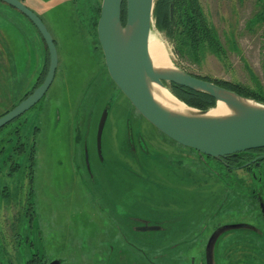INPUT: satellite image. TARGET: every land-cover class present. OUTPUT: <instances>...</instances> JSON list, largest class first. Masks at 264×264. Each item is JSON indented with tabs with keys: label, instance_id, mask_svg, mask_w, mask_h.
Returning a JSON list of instances; mask_svg holds the SVG:
<instances>
[{
	"label": "rangeland",
	"instance_id": "1",
	"mask_svg": "<svg viewBox=\"0 0 264 264\" xmlns=\"http://www.w3.org/2000/svg\"><path fill=\"white\" fill-rule=\"evenodd\" d=\"M21 1L54 37L59 67L46 97L0 134L5 264H264V167L229 170L167 138L111 80L96 31L80 23L73 0ZM80 1L87 14L103 0ZM199 2L220 49L182 57L155 22L172 66L264 97V0ZM47 71L35 26L0 2V117Z\"/></svg>",
	"mask_w": 264,
	"mask_h": 264
},
{
	"label": "water",
	"instance_id": "2",
	"mask_svg": "<svg viewBox=\"0 0 264 264\" xmlns=\"http://www.w3.org/2000/svg\"><path fill=\"white\" fill-rule=\"evenodd\" d=\"M0 2L16 9L31 21L44 41L50 58L44 82L0 118L1 130L32 110L46 96L56 78L59 54L54 37L36 12L21 0ZM124 5L125 24L122 20ZM155 7L156 0L102 1L97 35L107 71L114 84L138 113L159 132L178 145L196 151L200 156L215 159L226 166L224 159L229 156L264 149L263 103L245 98L175 66L155 67L149 50L150 37L155 26ZM174 9L175 0L170 6L171 19L174 17ZM155 85L164 89L175 85L204 93L215 99L216 107L218 103H224L229 113L212 115L214 108L202 111L185 103V111H173L155 99ZM169 92L172 93L171 90ZM107 118L108 110L104 111L98 127L97 144L100 154ZM261 209L264 215L263 202ZM50 264L61 262L53 261Z\"/></svg>",
	"mask_w": 264,
	"mask_h": 264
},
{
	"label": "trees",
	"instance_id": "3",
	"mask_svg": "<svg viewBox=\"0 0 264 264\" xmlns=\"http://www.w3.org/2000/svg\"><path fill=\"white\" fill-rule=\"evenodd\" d=\"M80 2H81L80 0H73V6L74 8L76 7V11H77L76 14H78L79 21L82 25H84L86 21L90 23V26L93 25L96 31V36L98 38L97 26L101 16L102 4L96 5L95 8L89 9L87 11V14L86 13L82 14L78 12ZM172 2L173 0H156L154 16H155L157 29L161 32H165L167 36L174 42L175 51L177 52V54L181 55L182 57H184V54H186L195 59H198L199 56L203 53L205 48H209L213 52L219 50L220 44L218 42L217 35L214 32V30L209 26V23L205 17V14L202 10L199 0H175L173 19H171L170 16V6ZM82 16H84L85 19H83ZM122 20L123 23L125 24L126 5H124L123 7ZM47 54H48V68H49L50 58H49L48 50H47ZM45 78L44 79L42 78V80L32 90V92L28 93L23 100H25L28 96H30L33 93V91L36 90L43 83ZM204 80L213 82L218 86L234 91L245 98H251L264 104L263 96H251L242 86L233 83L211 81L208 79H204ZM170 90L173 93V95L177 97L180 101H182L187 106L194 109L207 111L214 108L217 104L215 99L211 98L210 96L204 93H198L190 89L175 85H171ZM8 127H10V125ZM2 131H4V129L0 130V134L2 133ZM17 133H18L17 128H15L11 132L12 135H16ZM20 151L21 153H24L25 150L20 149ZM35 151H36V145L34 144L31 147V149L28 151V162L30 163L29 168L31 170L30 172L31 178L33 177V169L35 165ZM224 163L226 164L227 167L228 165L231 166L234 165L237 166L239 169L243 168L248 163H252L249 167H244V168L246 170L260 169L264 167V149H258L254 151L240 153L237 154L236 156L234 155L229 156L224 159ZM3 195H5V193ZM29 212H33L31 203H30ZM29 215L31 214L29 213ZM0 262L2 264H5L1 256H0ZM29 264H36L35 260L34 259L30 260Z\"/></svg>",
	"mask_w": 264,
	"mask_h": 264
},
{
	"label": "bare ground",
	"instance_id": "4",
	"mask_svg": "<svg viewBox=\"0 0 264 264\" xmlns=\"http://www.w3.org/2000/svg\"><path fill=\"white\" fill-rule=\"evenodd\" d=\"M155 36H153V34L151 33L150 43H149V50L153 63L157 68H169L172 66V61H170V56L165 50L164 45L161 44L160 43L161 41ZM153 93L155 99L158 102H160L163 106L173 111L183 112L187 109L184 103L179 101L167 89L155 85L153 87ZM227 113H229V110L227 106L222 102L218 103L217 107L211 111L212 115H222Z\"/></svg>",
	"mask_w": 264,
	"mask_h": 264
},
{
	"label": "flooded vegetation",
	"instance_id": "5",
	"mask_svg": "<svg viewBox=\"0 0 264 264\" xmlns=\"http://www.w3.org/2000/svg\"><path fill=\"white\" fill-rule=\"evenodd\" d=\"M106 66V65H105ZM109 74V73H108ZM111 78V77H110ZM112 80V79H111ZM44 82V81H43ZM47 95V94H46ZM46 97V96H45ZM44 99V98H43ZM24 101V100H23ZM22 101H20L17 105H19L20 103H21ZM16 105V106H17ZM16 106H14V108L16 107ZM36 107V106H35ZM34 107V108H35ZM14 108H12L11 110H13ZM10 110V111H11ZM10 111H8L7 113H9ZM6 113V114H7ZM5 114V115H6ZM26 114H24L23 116H21L20 118H18L17 120H15L14 122H12L11 124H13V123H15V122H17L18 120H20V119H22L24 116H25ZM4 116V115H3ZM11 124H9V125H11ZM8 125V126H9ZM8 126H6V127H8ZM5 127V128H6ZM5 128H3V129H5ZM2 130V129H1ZM101 148H102V145H101ZM97 149H98V144H97ZM98 151H99V149H98ZM102 151V150H101ZM87 153V152H86ZM227 167V166H226ZM229 170H236V169H239L237 166H234V165H228V167H227ZM240 169H245L244 167L243 168H240ZM88 170L90 171V168H89V166H88ZM260 198L258 197V200H259ZM259 206H260V209H261V202H260V200H259ZM261 215H262V221H261V225H263V227H264V215H263V213H262V209H261ZM149 229V226H143V227H141V231L142 232H144V231H147ZM153 230L154 231H161V228L160 227H158V228H153ZM263 231H264V228L262 229Z\"/></svg>",
	"mask_w": 264,
	"mask_h": 264
},
{
	"label": "crops",
	"instance_id": "6",
	"mask_svg": "<svg viewBox=\"0 0 264 264\" xmlns=\"http://www.w3.org/2000/svg\"><path fill=\"white\" fill-rule=\"evenodd\" d=\"M36 12V11H35ZM37 13V12H36Z\"/></svg>",
	"mask_w": 264,
	"mask_h": 264
}]
</instances>
